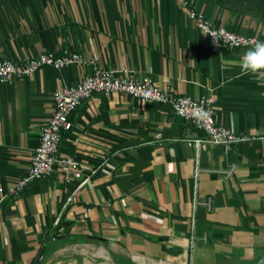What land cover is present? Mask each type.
<instances>
[{
  "label": "crops",
  "instance_id": "0c3cea01",
  "mask_svg": "<svg viewBox=\"0 0 264 264\" xmlns=\"http://www.w3.org/2000/svg\"><path fill=\"white\" fill-rule=\"evenodd\" d=\"M188 9L264 41V0H0V56L83 57L0 81V264H34L42 249L40 264H252L264 254V86L242 72L251 46L217 48ZM97 68L212 97L215 122L249 138L195 145L204 132L169 104L95 92L58 145L83 178L55 162L9 193L54 91Z\"/></svg>",
  "mask_w": 264,
  "mask_h": 264
},
{
  "label": "built area",
  "instance_id": "2783aa9c",
  "mask_svg": "<svg viewBox=\"0 0 264 264\" xmlns=\"http://www.w3.org/2000/svg\"><path fill=\"white\" fill-rule=\"evenodd\" d=\"M187 13L217 48L247 47L258 40L254 36L238 34L226 27L213 25L201 12L194 9H188ZM82 61V55L72 51H64L56 55L51 50H43L21 61L0 56V81H12L28 76L42 65L61 68L70 64H79ZM95 92H125L145 101L169 104L184 121L204 132V138L195 137L189 140L195 145L202 141L226 145L249 138L248 135L238 134L215 122L212 97L195 98L171 88H163L148 76L138 78L131 72L117 76L111 70L97 68L77 82L54 91V111L41 125L39 143L33 150L27 171L21 176L17 185L9 189V193L16 192L32 180L51 174L55 162L62 165L65 178H83L81 162L71 154L58 155V145L62 132L72 126L70 115L83 100ZM1 201L2 198H0V207Z\"/></svg>",
  "mask_w": 264,
  "mask_h": 264
},
{
  "label": "clouds",
  "instance_id": "9594fccd",
  "mask_svg": "<svg viewBox=\"0 0 264 264\" xmlns=\"http://www.w3.org/2000/svg\"><path fill=\"white\" fill-rule=\"evenodd\" d=\"M240 65L242 72L264 86V41L255 40L243 54Z\"/></svg>",
  "mask_w": 264,
  "mask_h": 264
},
{
  "label": "water",
  "instance_id": "95a60500",
  "mask_svg": "<svg viewBox=\"0 0 264 264\" xmlns=\"http://www.w3.org/2000/svg\"><path fill=\"white\" fill-rule=\"evenodd\" d=\"M43 253H44V249H42L37 257V259L35 260L34 264H40L42 257H43ZM252 264H264V254L262 256H260L255 262H253Z\"/></svg>",
  "mask_w": 264,
  "mask_h": 264
},
{
  "label": "trees",
  "instance_id": "16d2710c",
  "mask_svg": "<svg viewBox=\"0 0 264 264\" xmlns=\"http://www.w3.org/2000/svg\"><path fill=\"white\" fill-rule=\"evenodd\" d=\"M95 239H102V238L96 237ZM74 240L79 241L78 238H74ZM102 240H104V239H102ZM44 245H45V244H43V246H44Z\"/></svg>",
  "mask_w": 264,
  "mask_h": 264
}]
</instances>
